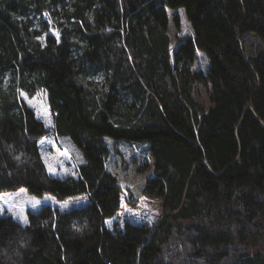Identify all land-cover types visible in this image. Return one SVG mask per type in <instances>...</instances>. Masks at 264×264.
<instances>
[{
  "label": "trees",
  "instance_id": "trees-1",
  "mask_svg": "<svg viewBox=\"0 0 264 264\" xmlns=\"http://www.w3.org/2000/svg\"><path fill=\"white\" fill-rule=\"evenodd\" d=\"M168 7L193 31L175 49ZM248 34L264 44V0H0V193L88 198L0 216V264H264V52L245 53ZM40 90L53 130L20 96ZM52 133L79 148L77 177L49 173ZM107 137L149 141L156 227L107 225L123 192Z\"/></svg>",
  "mask_w": 264,
  "mask_h": 264
},
{
  "label": "rangeland",
  "instance_id": "rangeland-1",
  "mask_svg": "<svg viewBox=\"0 0 264 264\" xmlns=\"http://www.w3.org/2000/svg\"><path fill=\"white\" fill-rule=\"evenodd\" d=\"M169 16L168 33L171 37L172 49L193 35V31L186 18L184 8H167ZM179 18L180 26L176 27L174 17ZM51 32L57 34L52 28ZM242 44L247 55L264 52V44L253 35L248 34L242 38ZM209 60L207 56L198 52L194 69L207 72ZM20 96L32 108L36 117L45 126L53 130L54 122L48 103L47 92L40 90L34 96H29L21 91ZM195 96L202 105L209 108L211 103V91L208 87L197 84ZM112 152L107 161V169L116 174L123 187L121 205L117 213L106 223L109 228H122L126 221L133 223H146L156 227L157 222L163 215L162 201L148 198L141 194L144 181L153 173V157L149 149V141L140 140H116L106 138ZM60 143L64 147H60ZM42 156L49 173L53 177L65 178L77 177L79 148L69 136H57L52 133L42 140ZM77 152V153H76ZM88 202L86 197H71L66 200H58L51 195L37 197L29 193L25 188L17 191L0 193V216H12L19 223H28V212H37L44 205H50L60 211H69L75 207H81Z\"/></svg>",
  "mask_w": 264,
  "mask_h": 264
},
{
  "label": "crops",
  "instance_id": "crops-1",
  "mask_svg": "<svg viewBox=\"0 0 264 264\" xmlns=\"http://www.w3.org/2000/svg\"><path fill=\"white\" fill-rule=\"evenodd\" d=\"M57 138H58V136H57ZM42 140H43V139H41V140L39 141L40 151L42 150ZM41 153H42V152H41Z\"/></svg>",
  "mask_w": 264,
  "mask_h": 264
}]
</instances>
